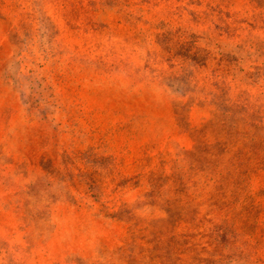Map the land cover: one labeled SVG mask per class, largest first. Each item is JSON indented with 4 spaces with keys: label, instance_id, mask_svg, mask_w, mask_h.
I'll return each mask as SVG.
<instances>
[{
    "label": "rangeland",
    "instance_id": "1",
    "mask_svg": "<svg viewBox=\"0 0 264 264\" xmlns=\"http://www.w3.org/2000/svg\"><path fill=\"white\" fill-rule=\"evenodd\" d=\"M0 264H264V0H0Z\"/></svg>",
    "mask_w": 264,
    "mask_h": 264
}]
</instances>
